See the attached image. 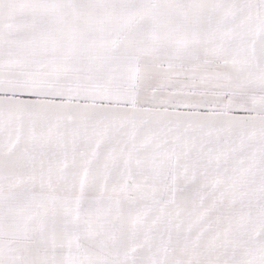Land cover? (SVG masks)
Listing matches in <instances>:
<instances>
[{"label":"snow or ice","instance_id":"1","mask_svg":"<svg viewBox=\"0 0 264 264\" xmlns=\"http://www.w3.org/2000/svg\"><path fill=\"white\" fill-rule=\"evenodd\" d=\"M0 264H264V0H0Z\"/></svg>","mask_w":264,"mask_h":264}]
</instances>
